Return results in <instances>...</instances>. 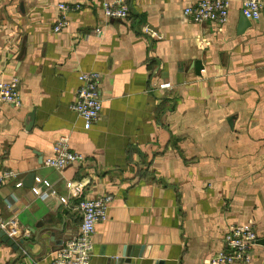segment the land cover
I'll list each match as a JSON object with an SVG mask.
<instances>
[{
	"label": "crops",
	"instance_id": "1",
	"mask_svg": "<svg viewBox=\"0 0 264 264\" xmlns=\"http://www.w3.org/2000/svg\"><path fill=\"white\" fill-rule=\"evenodd\" d=\"M104 1L0 0V79L17 75L22 99L0 100V173L17 172L0 184V216L15 220L0 264H51L79 231L78 202L106 193L91 264H207L243 221L258 235L245 264H264V5L247 22L230 0L218 23L185 14L198 0H128L126 19ZM59 2L81 7L54 31ZM90 70L102 109L87 129L71 104ZM61 135L84 160L57 169L45 161ZM31 172L56 194L17 187Z\"/></svg>",
	"mask_w": 264,
	"mask_h": 264
},
{
	"label": "built area",
	"instance_id": "2",
	"mask_svg": "<svg viewBox=\"0 0 264 264\" xmlns=\"http://www.w3.org/2000/svg\"><path fill=\"white\" fill-rule=\"evenodd\" d=\"M263 0H243V13L249 19L258 20L261 17ZM61 10L60 17L53 27L54 31L62 30L70 23L68 14L79 9V4L60 2L57 4ZM230 0H198L195 4L185 8V14L195 22L213 21L225 23L229 18ZM128 0H106L103 2V12L108 19H126L130 15ZM80 85L76 91V99L71 108L84 119L85 128H90L98 119L102 109L100 93L101 73L90 70L79 75ZM0 100L13 105H21L22 99L19 91V77L16 75L9 79H0ZM54 155L48 157L45 164L57 169L68 164L84 160V155L70 148L69 137L61 135L55 142ZM17 176L14 170H4L0 173V184ZM23 185L21 180L16 186ZM72 187V182H68ZM31 191L48 199L56 194L52 183L48 179L36 177ZM113 195L100 194L95 197H84L78 202L82 221L78 233L55 252L51 264H91L94 255L93 235L96 224L108 217V209ZM67 202V198L62 197ZM15 223L13 218L0 216V231H6ZM258 241L254 223L243 221L232 224L224 237V247L208 259L207 264H245L251 261L252 251Z\"/></svg>",
	"mask_w": 264,
	"mask_h": 264
},
{
	"label": "water",
	"instance_id": "3",
	"mask_svg": "<svg viewBox=\"0 0 264 264\" xmlns=\"http://www.w3.org/2000/svg\"><path fill=\"white\" fill-rule=\"evenodd\" d=\"M243 16L244 17H246L244 14H243ZM245 19H247V22H250V19L249 18H245ZM241 23H243V22H241ZM246 23H243V26H246L245 25ZM249 24V23H248ZM193 66L195 67V69L198 71V70H200V69H202L203 68V61L201 60V59H197V60H195L194 61V63H193ZM31 117H32V120H33V113H31ZM34 178H35V173L34 172H31V173H29L28 175H27V177H26V179L24 180V182H23V184H25V185H27V186H32V184H33V182H34ZM55 228L56 227H53V230H55ZM53 230H52V228L51 227H49V228H47V229H43V234L44 235H50L51 236V239H54L55 238V234L56 233H54L53 232ZM0 236L2 237V239L4 240V241H7L9 244H13V241H12V239H10L9 237H8V235L5 233V231L4 230H1L0 231ZM59 238L61 239L62 237H61V235H59ZM258 242V241H257ZM261 242L262 243H264V239H262L261 240ZM16 246V245H15ZM128 251V250H127ZM126 251V253L124 254V257H120V259L119 260H121L122 262H130V258L131 257H133V256H137L138 255V253H129L130 252V250H129V252H127ZM127 255V258L125 257ZM139 255H140V253H139Z\"/></svg>",
	"mask_w": 264,
	"mask_h": 264
},
{
	"label": "rangeland",
	"instance_id": "4",
	"mask_svg": "<svg viewBox=\"0 0 264 264\" xmlns=\"http://www.w3.org/2000/svg\"><path fill=\"white\" fill-rule=\"evenodd\" d=\"M60 3V2H59Z\"/></svg>",
	"mask_w": 264,
	"mask_h": 264
}]
</instances>
